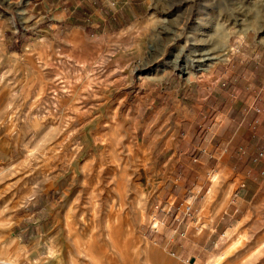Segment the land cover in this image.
Segmentation results:
<instances>
[{"label":"rangeland","instance_id":"1","mask_svg":"<svg viewBox=\"0 0 264 264\" xmlns=\"http://www.w3.org/2000/svg\"><path fill=\"white\" fill-rule=\"evenodd\" d=\"M4 14L0 264H264V0H0ZM166 198L190 213L151 232Z\"/></svg>","mask_w":264,"mask_h":264},{"label":"built area","instance_id":"2","mask_svg":"<svg viewBox=\"0 0 264 264\" xmlns=\"http://www.w3.org/2000/svg\"><path fill=\"white\" fill-rule=\"evenodd\" d=\"M255 108L258 110L257 107ZM238 151L241 153L245 152V150L242 147H238ZM262 153H263L262 150H258L252 156V159H256L257 157L261 156ZM212 173H213V168H211L208 171V174L212 175ZM173 209H174V219L180 222L184 216L189 215L191 210V205L189 203H185L182 209H180V206L174 205L173 201L167 198L162 200H156L153 203H151L150 215H149V230L151 232H157L164 224L163 217L161 215ZM179 212H181L180 218L177 217ZM176 228L177 227H174L173 231H176ZM178 233L181 236H183L185 234V231L181 229L178 230Z\"/></svg>","mask_w":264,"mask_h":264},{"label":"crops","instance_id":"3","mask_svg":"<svg viewBox=\"0 0 264 264\" xmlns=\"http://www.w3.org/2000/svg\"><path fill=\"white\" fill-rule=\"evenodd\" d=\"M4 10H6V9H4ZM0 17H1V19L4 20L5 23L7 22V20H8L7 19V17H8L7 14H4V16L1 15ZM204 94H205L204 95V98H207L209 96V94H211V91L210 90L209 91H206ZM211 112H213V115H214V117H211V118L215 119L216 116H219L220 115L221 120H222V122L225 125H232L233 123H235V121L238 118L237 113L235 111H233V113H230V111H226L225 109H222V110L215 109V111L213 109V111H211ZM210 114L211 113H206V111H205L204 117H208ZM193 117H194V115H193ZM239 123H242V122H239Z\"/></svg>","mask_w":264,"mask_h":264},{"label":"bare ground","instance_id":"4","mask_svg":"<svg viewBox=\"0 0 264 264\" xmlns=\"http://www.w3.org/2000/svg\"><path fill=\"white\" fill-rule=\"evenodd\" d=\"M221 3H219V5H220ZM236 8H235V6L233 7H229L228 6V8H224V9H221V13H223V15H225L226 16V19H228L229 20V17L228 16H231V14H233L234 13V10H235ZM237 10V9H236ZM238 15V14H237ZM226 19H225V21H226ZM196 55V54H195ZM198 56H201V58L200 59H197L196 60V62H197V65H198V67H201V66H203L208 60H210L212 57H210V56H206V57H204L205 55H204V53L202 54V53H199V54H197ZM185 67H186V65H185ZM187 68H188V66H187ZM115 216V215H114ZM116 218V217H115ZM110 227H111V225H110Z\"/></svg>","mask_w":264,"mask_h":264}]
</instances>
